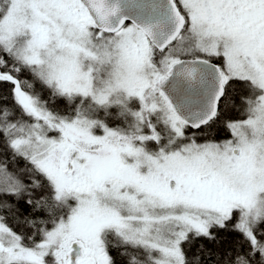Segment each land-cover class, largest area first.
I'll return each mask as SVG.
<instances>
[{"label":"snow or ice","instance_id":"obj_1","mask_svg":"<svg viewBox=\"0 0 264 264\" xmlns=\"http://www.w3.org/2000/svg\"><path fill=\"white\" fill-rule=\"evenodd\" d=\"M0 264H264V0H0Z\"/></svg>","mask_w":264,"mask_h":264}]
</instances>
